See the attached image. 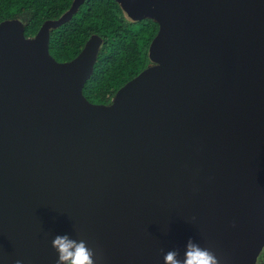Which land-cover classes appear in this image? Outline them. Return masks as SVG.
Segmentation results:
<instances>
[{"label":"water","instance_id":"1","mask_svg":"<svg viewBox=\"0 0 264 264\" xmlns=\"http://www.w3.org/2000/svg\"><path fill=\"white\" fill-rule=\"evenodd\" d=\"M153 19L151 63L109 103L84 87L103 37L50 51L73 0L34 36L0 22V264H56L57 235L98 264H165L191 238L220 264L264 250V0H116Z\"/></svg>","mask_w":264,"mask_h":264},{"label":"trees","instance_id":"2","mask_svg":"<svg viewBox=\"0 0 264 264\" xmlns=\"http://www.w3.org/2000/svg\"><path fill=\"white\" fill-rule=\"evenodd\" d=\"M73 0H0V22L20 18L34 36L48 19L60 17ZM159 29L153 19L132 20L116 0H85L72 19L53 29L50 51L59 61L73 59L86 41L103 37L94 72L84 87L94 103H109L115 93L150 63L148 48ZM258 264H264V250Z\"/></svg>","mask_w":264,"mask_h":264},{"label":"clouds","instance_id":"3","mask_svg":"<svg viewBox=\"0 0 264 264\" xmlns=\"http://www.w3.org/2000/svg\"><path fill=\"white\" fill-rule=\"evenodd\" d=\"M53 248L58 253L56 264H98L100 257L97 250L90 248L85 239H73L69 235H57L52 241ZM165 264H220L217 256L209 249L202 248L193 239L186 244L184 258H180V251L169 250L164 255ZM15 264H23L17 260Z\"/></svg>","mask_w":264,"mask_h":264}]
</instances>
